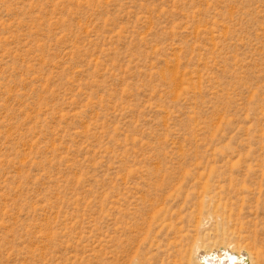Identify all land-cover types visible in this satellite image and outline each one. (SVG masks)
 <instances>
[{"label": "rangeland", "instance_id": "obj_1", "mask_svg": "<svg viewBox=\"0 0 264 264\" xmlns=\"http://www.w3.org/2000/svg\"><path fill=\"white\" fill-rule=\"evenodd\" d=\"M198 236L264 264V0H0V264Z\"/></svg>", "mask_w": 264, "mask_h": 264}, {"label": "bare ground", "instance_id": "obj_2", "mask_svg": "<svg viewBox=\"0 0 264 264\" xmlns=\"http://www.w3.org/2000/svg\"><path fill=\"white\" fill-rule=\"evenodd\" d=\"M198 238L199 236L195 239L193 248L188 252L187 264H253L246 249H229L224 245L202 248L196 244L199 242Z\"/></svg>", "mask_w": 264, "mask_h": 264}]
</instances>
